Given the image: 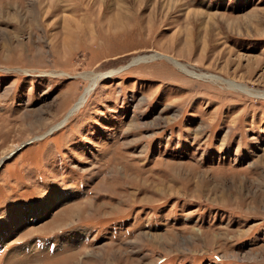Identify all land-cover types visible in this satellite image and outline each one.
Here are the masks:
<instances>
[{"label": "rangeland", "instance_id": "1", "mask_svg": "<svg viewBox=\"0 0 264 264\" xmlns=\"http://www.w3.org/2000/svg\"><path fill=\"white\" fill-rule=\"evenodd\" d=\"M263 94L264 0H0V264H264Z\"/></svg>", "mask_w": 264, "mask_h": 264}, {"label": "bare ground", "instance_id": "2", "mask_svg": "<svg viewBox=\"0 0 264 264\" xmlns=\"http://www.w3.org/2000/svg\"><path fill=\"white\" fill-rule=\"evenodd\" d=\"M155 56V55H154ZM154 56H150V57H148V58H145V57H139V58H137V59H135V62L136 61H140V60H145V59H149V58H153ZM169 60H171L173 63V65H175L176 67H178V70H180V71H182L184 74H186V75H190V76H195V77H198V79L199 78H201V77H203V78H208V79H211V80H218V81H220V82H222V83H225L228 87H230V88H232V89H238V90H241V91H244V92H246V93H250L249 91H248V89L246 88V87H244V86H242V85H238V84H236L234 81H232V80H225V79H223V78H221V77H216V76H214V75H207V76H204V75H196L195 73H193V72H191V71H189L190 69L186 66V65H184V64H182V63H179L178 61H176V60H172V59H169ZM189 69V70H188ZM109 75H111V74H109ZM102 75H94L93 77H92V84H94V82L98 79V78H100ZM242 86V87H241ZM87 93V90L85 91V94ZM85 94L82 96V97H80V99L78 100V103L71 109V111H74V110H76V108L81 104V102H82V100H83V98L85 97ZM262 97H264V94L263 95H261ZM84 103V102H83ZM6 158V156L5 157H3V158H1L0 159V163L4 160ZM8 220V222H6L7 224H9V221H13V219H11V218H8L7 219ZM14 221H16V224H14L13 226H10L13 230H16V229H18L19 228V220H14Z\"/></svg>", "mask_w": 264, "mask_h": 264}]
</instances>
